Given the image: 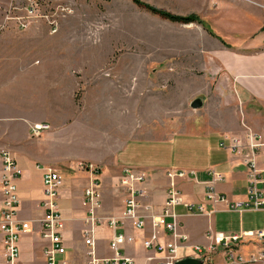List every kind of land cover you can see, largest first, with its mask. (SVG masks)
<instances>
[{
  "label": "rangeland",
  "instance_id": "374dc122",
  "mask_svg": "<svg viewBox=\"0 0 264 264\" xmlns=\"http://www.w3.org/2000/svg\"><path fill=\"white\" fill-rule=\"evenodd\" d=\"M36 1L39 16L26 18L25 29L19 27L17 19L7 18V15L24 16L26 0H0V13L6 14L8 26L13 24L20 32H25L27 44H39L47 54L52 47L59 94H65L63 114H60L63 121L57 130L64 131L70 139L52 144L36 139L28 153L42 159L46 155L54 159L71 158L60 167L51 165L64 176L65 187L73 191L74 199H68L66 209L62 208L69 245L66 257L69 264H89L90 247H80L89 236L86 230L90 221L87 208L83 206V192L89 182L88 168L94 164L101 171L99 181L104 204L97 215H114L124 202L119 175L125 165H148L155 160L163 167L193 169L201 166L206 163L202 145L206 140L181 133L186 126L203 122L205 116L222 120L228 113L223 111L217 98L216 83L200 81V77H196L197 80L176 78L170 82L165 79L162 70L167 67L162 64V55L169 44L177 46V36L172 37V32L184 27L182 23L162 19L132 0ZM143 1L176 14H191L187 0ZM53 20L57 23L54 33L50 24ZM205 86L213 88L207 102L205 95L209 89L201 90ZM194 93L204 98L201 108L190 105L197 97L189 99ZM31 136L37 138L42 134L33 136L31 131ZM218 139V134L211 137L213 142ZM117 160L120 165L115 163ZM29 214L33 215L32 211L22 204L20 215ZM33 229L24 235L22 262L45 264L46 242L39 236L38 220L33 222ZM96 229L97 255H111L108 246L111 228L101 224ZM244 246L245 242L237 246V253L245 259ZM134 248L136 250L132 251L140 252L141 256L148 252L139 245ZM0 264H4L1 255Z\"/></svg>",
  "mask_w": 264,
  "mask_h": 264
},
{
  "label": "crops",
  "instance_id": "0c3cea01",
  "mask_svg": "<svg viewBox=\"0 0 264 264\" xmlns=\"http://www.w3.org/2000/svg\"><path fill=\"white\" fill-rule=\"evenodd\" d=\"M187 3L190 13L199 14L214 33L196 22L182 23L184 27L176 28V33L172 32V37L177 36V46L169 44L163 52L162 64L167 68L162 73L167 82L176 78L197 80L200 77V81L216 83L219 91L216 92L217 98L223 111L228 113V117L222 120L205 116L203 122L188 125L181 133L206 140L202 144L205 146L206 163L193 168L197 171L196 177L178 180L185 200L203 203L209 212L182 217L183 231L191 242L205 244L206 232L210 228L237 233L264 228V210L231 212L223 204L208 202L205 196L207 182L213 179L212 171H215L224 176V180L214 183L220 193L235 201L247 198V168L243 163L242 150L233 153L222 148L220 141L224 136L233 135V143H242V139L237 138H241L247 127L264 132V0H187ZM5 17L6 14L0 13V179L1 151L8 149L22 170L17 181L21 208L23 204L33 214L21 217L38 220L44 214V168L51 165L60 167L71 158L54 159L47 155L45 159L36 158L28 150L36 139L50 144L69 141L64 131L57 130L63 121L60 114H63L62 97L65 94H59L58 70L56 58L51 57L52 47H49L50 54H47L43 53L39 44H27L24 41L25 32H20L13 24L8 26ZM171 68L174 71L171 72ZM208 89L205 86L201 90ZM210 89L213 90L212 87ZM210 89L205 95L206 102ZM196 94L199 93L189 95V99ZM37 123L48 124L50 128L35 138L31 136V127ZM213 134L219 136L215 142L211 140ZM257 158L264 175V147L259 150ZM115 163L120 165L118 160ZM132 167L146 175L144 203L151 204L155 212L160 213L170 184L167 170L181 167H163L155 160L148 165ZM65 186L64 180L60 190V207L64 210L69 204L67 200L74 199L73 191ZM2 206L3 195L0 191V210ZM177 210L185 212L183 206L177 207ZM131 233L140 236L139 231L132 230ZM25 237L21 239L22 249L26 245ZM65 238L68 245L67 233ZM136 245L142 246L140 243L126 246L127 253L135 259L136 264L150 262L147 259L150 253L146 250V256L132 251L136 250ZM80 247L86 249V244L81 243ZM245 249L246 245L242 249L246 255ZM0 255L4 258L1 240Z\"/></svg>",
  "mask_w": 264,
  "mask_h": 264
},
{
  "label": "built area",
  "instance_id": "2783aa9c",
  "mask_svg": "<svg viewBox=\"0 0 264 264\" xmlns=\"http://www.w3.org/2000/svg\"><path fill=\"white\" fill-rule=\"evenodd\" d=\"M24 16H10L18 20L19 27L27 28L26 18L37 17L38 3L26 0ZM54 33L57 31L56 20L50 22ZM47 124H34L33 136L49 129ZM242 158L247 168V198L244 199V211L264 210V175L259 167L258 152L264 147V132H257L249 127L241 134ZM220 146L234 153L233 135H227L220 141ZM2 174L0 191L3 195V206L0 210V240L5 264H23L21 239L25 234L34 231L33 222L20 215L21 200L18 194L17 181L22 170L12 152L1 151ZM88 171L89 182L84 189L83 206L87 208V220L90 221L86 233L89 234L86 245L89 264H136L135 259L127 253L126 246L140 243L150 253L149 261L156 264H176L179 260L194 257L202 260V264H238L237 232H227L210 228L206 232L207 243H192L183 231L182 217L185 215H201L209 213L205 204L185 200L178 180L196 177L195 169L177 168L167 170L170 180L167 198L160 213L155 212L151 204L144 203L146 196V175L132 166L123 168L119 175L125 193L122 209L118 214L103 216L97 213L103 210L104 199L100 192L101 182L94 164ZM213 179L207 182L206 200L215 204H223L226 210L236 212V201L215 188V181L224 180V176L212 171ZM64 176L51 166L43 171V210L38 219L39 236L46 242L43 248L45 264H69L66 243V217L60 207V190ZM183 206L185 212H178ZM106 225L113 231L109 240L111 255H97V226ZM139 231L140 236L131 231ZM246 264H264V228L245 230ZM64 258H61V257Z\"/></svg>",
  "mask_w": 264,
  "mask_h": 264
},
{
  "label": "trees",
  "instance_id": "16d2710c",
  "mask_svg": "<svg viewBox=\"0 0 264 264\" xmlns=\"http://www.w3.org/2000/svg\"><path fill=\"white\" fill-rule=\"evenodd\" d=\"M132 2H134L135 4L140 6L141 8L149 11L150 13H152L154 15H158L162 19L169 20L171 22H176V23H183V24H189V23H195L196 22V23L204 25L211 33H214L210 29V27L207 25V23L197 13H191L189 15L176 14V13H173L171 11L153 6L150 3H147L143 0H132ZM97 171L99 173H101V171L99 169H97Z\"/></svg>",
  "mask_w": 264,
  "mask_h": 264
},
{
  "label": "bare ground",
  "instance_id": "6f19581e",
  "mask_svg": "<svg viewBox=\"0 0 264 264\" xmlns=\"http://www.w3.org/2000/svg\"><path fill=\"white\" fill-rule=\"evenodd\" d=\"M242 143H233L234 151L242 150ZM244 211V201H236V212ZM245 231L240 234H237V246H240L243 242H245ZM245 259L241 256H238V264H243Z\"/></svg>",
  "mask_w": 264,
  "mask_h": 264
},
{
  "label": "water",
  "instance_id": "95a60500",
  "mask_svg": "<svg viewBox=\"0 0 264 264\" xmlns=\"http://www.w3.org/2000/svg\"><path fill=\"white\" fill-rule=\"evenodd\" d=\"M192 108H201L204 105V98L203 96H197L195 97L191 103ZM176 264H202V260L196 259L194 257L185 258L182 260H179Z\"/></svg>",
  "mask_w": 264,
  "mask_h": 264
}]
</instances>
